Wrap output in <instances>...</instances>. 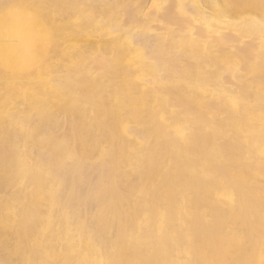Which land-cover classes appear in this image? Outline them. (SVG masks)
<instances>
[{"label": "rangeland", "instance_id": "rangeland-1", "mask_svg": "<svg viewBox=\"0 0 264 264\" xmlns=\"http://www.w3.org/2000/svg\"><path fill=\"white\" fill-rule=\"evenodd\" d=\"M156 1L160 7L150 5V0H0V34L30 35L36 44L30 43L33 56L27 64L50 67L41 86L30 92L32 109L54 111L52 135L65 146L68 167L84 166L88 194L106 181L108 169L102 158L122 155L129 160L133 193L139 194L148 188L142 181L148 165L171 166L174 142H196L200 117L203 121L251 115L249 129L239 119L230 127L235 139L246 130L252 139L243 163L232 164L231 181L243 172L248 183L259 186L264 171L260 164L264 149L259 144L264 137L260 123L264 60L259 56L264 54V0H199L201 7H207L203 24L197 22L194 4L184 11L180 0ZM244 14H251L250 20L243 21ZM231 20L236 21L234 26L207 31L210 25ZM128 33L132 37L124 38ZM7 43H0V51ZM211 50L233 52L238 61L224 65ZM227 100L228 111L222 105ZM196 105L198 115H191ZM24 109V101L18 99L6 103L4 113L20 115ZM152 119L162 129L146 131ZM16 148L21 156L24 145L17 143ZM154 151L158 153L150 161ZM33 158L29 153L28 160ZM125 174L119 169L116 179ZM162 178L159 173L155 180ZM21 185L27 194L29 185L24 181ZM76 208L88 217L96 205L80 200ZM259 217L264 219V209ZM248 233L264 237V229Z\"/></svg>", "mask_w": 264, "mask_h": 264}, {"label": "bare ground", "instance_id": "bare-ground-1", "mask_svg": "<svg viewBox=\"0 0 264 264\" xmlns=\"http://www.w3.org/2000/svg\"><path fill=\"white\" fill-rule=\"evenodd\" d=\"M190 3L195 5L197 22L203 24L207 7H201L199 0H180L181 10L187 11ZM150 5L161 6L156 0H150ZM250 17L244 14L241 19ZM235 24L224 21L207 31ZM123 37L130 39L132 34ZM5 42L0 51V264H212L215 260L264 264V237L248 233L264 229V219L259 217L264 209V171L259 186L248 183L243 172L231 181L232 164H242L252 148L249 130L239 139L230 130L240 117L203 121L200 117L196 142H174L171 166L148 165L142 178L148 188L139 194L133 193L129 160L122 155L102 158L108 169L106 181L88 194L84 166L68 167L65 146L52 135L54 111L32 109L30 92L41 86L50 67L27 64L33 56L30 43L36 44L30 35L5 38L0 34V43ZM211 53L218 54L224 65L238 61L230 51ZM259 56L264 60L262 52ZM18 99L24 101L25 112L6 115L5 104ZM222 105L231 110L229 100ZM198 111L196 105L190 113L198 115ZM251 121L248 114L239 119L247 129ZM260 123L264 128V120ZM160 129L159 121L152 119L145 130ZM17 143L24 145L21 156ZM259 144L264 149V137ZM29 153L34 155L31 161ZM157 153L148 159L154 160ZM260 164L264 168V153ZM119 169L127 173L120 181L116 179ZM159 173L163 178L156 181ZM14 177L19 180L13 182ZM23 181L29 185L27 194ZM80 200L95 202L88 217L76 208Z\"/></svg>", "mask_w": 264, "mask_h": 264}]
</instances>
